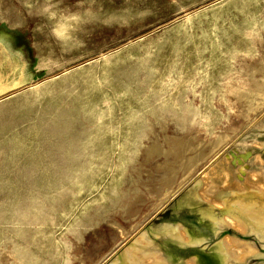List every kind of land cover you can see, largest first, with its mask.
Here are the masks:
<instances>
[{
  "label": "rangeland",
  "instance_id": "374dc122",
  "mask_svg": "<svg viewBox=\"0 0 264 264\" xmlns=\"http://www.w3.org/2000/svg\"><path fill=\"white\" fill-rule=\"evenodd\" d=\"M87 13L102 56L0 96V264H264V0H0V27Z\"/></svg>",
  "mask_w": 264,
  "mask_h": 264
},
{
  "label": "crops",
  "instance_id": "0c3cea01",
  "mask_svg": "<svg viewBox=\"0 0 264 264\" xmlns=\"http://www.w3.org/2000/svg\"><path fill=\"white\" fill-rule=\"evenodd\" d=\"M87 14L85 17H29L25 22L42 24L31 27L27 25L26 29H15L12 25L4 29L0 27V71H12L8 76H0V86L4 87L0 89V96L7 95L8 98L20 92L12 90V85L21 89L29 84L28 80L22 79V76L26 75L24 71L70 70L77 67L76 63H86L95 56H102L104 53L97 52L93 55L91 52H76L77 41L71 34L90 28L93 24L92 17H101L99 14ZM9 20L20 21L17 17H10ZM47 53L66 56L65 61L68 64L61 65L50 61ZM41 71L35 72L33 77H45L46 74Z\"/></svg>",
  "mask_w": 264,
  "mask_h": 264
},
{
  "label": "water",
  "instance_id": "95a60500",
  "mask_svg": "<svg viewBox=\"0 0 264 264\" xmlns=\"http://www.w3.org/2000/svg\"><path fill=\"white\" fill-rule=\"evenodd\" d=\"M187 220L189 221V223H192L193 225H200V226H203V228H206V229H208V227H209L206 224L200 223L199 220H198V217H196V216H185V221H187ZM178 250H180V249H176V251H178ZM189 253H191L190 255H194V253H195L197 255L204 256V254H201V253L198 254L197 250L189 251Z\"/></svg>",
  "mask_w": 264,
  "mask_h": 264
},
{
  "label": "bare ground",
  "instance_id": "6f19581e",
  "mask_svg": "<svg viewBox=\"0 0 264 264\" xmlns=\"http://www.w3.org/2000/svg\"><path fill=\"white\" fill-rule=\"evenodd\" d=\"M221 192H222V191H221ZM218 193H219V192H218ZM221 194L224 195V193H221ZM255 216H256V215H254V217H255ZM258 217H259V219H260V216H258ZM259 219H258V220H259ZM258 220H256V221H258ZM258 222H259V221H258ZM262 222H263V221H262ZM181 232H182V231H181ZM182 234H184V233H182ZM172 236H175V235L173 234ZM184 236H185V235H184ZM184 236H183V237H184ZM185 237H186V236H185ZM187 238H188V237H187ZM187 238H186V239H187ZM189 240H190V239H189ZM200 241H202V240H199V242H200ZM186 242H188V241H186ZM189 242H191V240H190ZM192 242H193V240H192ZM197 253H198V254H200V253H201V254H204V256H200V255H198V256H200L202 259H203V258H204V259H207V258H208V259L210 260L211 263H213V262L215 263V259H212V257H213L212 254H205L204 252H198V251H197ZM215 253H216V252H215ZM218 258H219V257H218ZM208 259H207V260H208Z\"/></svg>",
  "mask_w": 264,
  "mask_h": 264
},
{
  "label": "flooded vegetation",
  "instance_id": "af4514ba",
  "mask_svg": "<svg viewBox=\"0 0 264 264\" xmlns=\"http://www.w3.org/2000/svg\"><path fill=\"white\" fill-rule=\"evenodd\" d=\"M205 254H210V252H205Z\"/></svg>",
  "mask_w": 264,
  "mask_h": 264
}]
</instances>
